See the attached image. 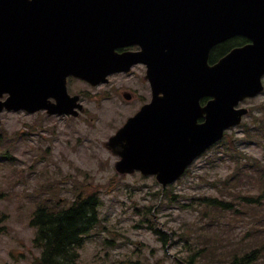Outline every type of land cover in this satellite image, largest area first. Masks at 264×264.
Here are the masks:
<instances>
[{
  "label": "water",
  "instance_id": "95a60500",
  "mask_svg": "<svg viewBox=\"0 0 264 264\" xmlns=\"http://www.w3.org/2000/svg\"><path fill=\"white\" fill-rule=\"evenodd\" d=\"M171 2L183 8L178 9L181 15L205 14L206 4L208 17L201 16L200 22L207 24L201 32L195 31L204 45L183 49L170 40L162 49L148 51L151 61L143 56L129 61L112 54L119 37L88 32L97 28L90 13L93 0H0V43L5 36L9 49L7 59H0V98L8 94L0 102V112L6 108L69 114L64 88L68 75L96 85L112 72L145 63L151 103L110 138L108 147L118 150L121 158L117 172L155 175L164 187L172 183L193 158L221 138L224 128L239 122L246 111L234 106L262 91L264 0H152L148 12L154 14V6L169 8ZM63 5L84 8L63 12ZM151 32L144 30L148 36ZM233 35L244 36L251 44L208 67L211 48ZM95 42L102 47L93 48ZM206 96L212 100L201 109L199 100ZM50 98L56 100V107L50 108ZM203 115L206 122L197 126L195 119Z\"/></svg>",
  "mask_w": 264,
  "mask_h": 264
},
{
  "label": "rangeland",
  "instance_id": "374dc122",
  "mask_svg": "<svg viewBox=\"0 0 264 264\" xmlns=\"http://www.w3.org/2000/svg\"><path fill=\"white\" fill-rule=\"evenodd\" d=\"M112 81L132 83L128 77H114ZM71 88L86 94L87 112L80 120L44 114L1 116L0 155L8 150L10 160L0 161V195L4 192L0 196V264H32L40 258L42 249L35 246L36 230L30 226L39 202L45 198L72 201L79 191L96 192L101 200L100 226L90 232L79 250L82 264H177L172 260L189 254L188 247L180 242L181 229L203 221L198 213L176 205L154 209L157 201L153 195L160 189L155 180L116 174L114 158L102 143L131 115L132 107L117 97L102 100L106 96L102 89L94 90L100 91L97 95L92 90L88 93L79 82L71 83ZM262 102L264 93L246 106L252 109ZM245 121L249 129H259L250 117ZM243 130L232 133L239 139V150L264 159V141L254 135L241 136ZM222 152L226 153L224 147L215 148L205 161L193 164L189 175L170 186L173 193L183 199L199 195L220 198L213 185H219L234 167ZM145 213L154 215L156 228L167 235L163 236L167 243L149 229ZM247 230V225H240L231 236L241 238ZM210 236L219 238L212 249L232 247L221 241V231ZM191 247L197 249L193 244Z\"/></svg>",
  "mask_w": 264,
  "mask_h": 264
},
{
  "label": "trees",
  "instance_id": "16d2710c",
  "mask_svg": "<svg viewBox=\"0 0 264 264\" xmlns=\"http://www.w3.org/2000/svg\"><path fill=\"white\" fill-rule=\"evenodd\" d=\"M244 43L245 40L241 38L221 43L212 51L210 60L214 61L231 48ZM247 171L251 173L247 174ZM234 176L237 184H243L249 178L253 179L260 190L257 196V199L260 197V200H253L247 196L239 197L235 194L231 195L233 199L230 200L244 207L253 204L262 207L264 205V167H260L259 164L255 166L253 163L244 164L238 168ZM153 196L156 197V201L161 196L163 203L175 201L168 189H165L163 193L161 190H157ZM100 206L101 201L94 192L86 196H82L81 193L77 194L68 206L59 207L58 203L46 208H38L32 217L31 224L37 228L34 243L42 248V254L34 264H81L79 250L83 247L90 232L100 225ZM185 206L198 211L206 219H209L211 211L239 213L229 201H218L208 197L193 198L192 203ZM260 215V222H262L264 215L262 213ZM144 218L145 220L149 219L148 217ZM260 230H264V228L262 227ZM245 238L244 236V239L241 240L245 245L237 243L232 247L233 250L225 254V250L212 249V246L219 242V238L208 236L209 244H204V247L197 249L194 257H190L184 262L185 264H264V237ZM196 243L198 244V242Z\"/></svg>",
  "mask_w": 264,
  "mask_h": 264
},
{
  "label": "flooded vegetation",
  "instance_id": "af4514ba",
  "mask_svg": "<svg viewBox=\"0 0 264 264\" xmlns=\"http://www.w3.org/2000/svg\"><path fill=\"white\" fill-rule=\"evenodd\" d=\"M137 47H131L125 49V51H137ZM146 67L144 65H137L133 68V70L127 75H118L114 77H128L132 83L127 85L116 84L112 79L109 78V81L101 86H98L93 89V94L97 95L100 91H94L98 89H102L106 96L102 98V100H111L115 97L120 100H124L127 104L132 107V112L135 114L143 105L149 102L150 90L146 80ZM73 80L71 78L67 79V91L71 96L78 95L80 97V102L85 104V95L83 91H75L71 88V83ZM87 109L84 107L83 116ZM132 113V114H133ZM131 114V115H132ZM133 114V115H134ZM69 116L63 117V119L68 118ZM115 159V158H114Z\"/></svg>",
  "mask_w": 264,
  "mask_h": 264
},
{
  "label": "bare ground",
  "instance_id": "6f19581e",
  "mask_svg": "<svg viewBox=\"0 0 264 264\" xmlns=\"http://www.w3.org/2000/svg\"><path fill=\"white\" fill-rule=\"evenodd\" d=\"M79 262L81 263V261L79 260ZM82 264V263H81Z\"/></svg>",
  "mask_w": 264,
  "mask_h": 264
}]
</instances>
